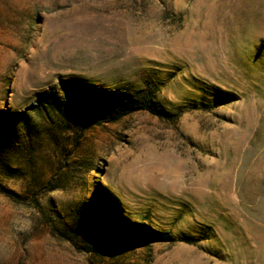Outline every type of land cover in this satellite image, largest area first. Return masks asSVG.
<instances>
[{"label":"rangeland","instance_id":"1","mask_svg":"<svg viewBox=\"0 0 264 264\" xmlns=\"http://www.w3.org/2000/svg\"><path fill=\"white\" fill-rule=\"evenodd\" d=\"M0 264H264V0H0Z\"/></svg>","mask_w":264,"mask_h":264},{"label":"trees","instance_id":"2","mask_svg":"<svg viewBox=\"0 0 264 264\" xmlns=\"http://www.w3.org/2000/svg\"><path fill=\"white\" fill-rule=\"evenodd\" d=\"M5 193L14 202H16V203H24V202H22L23 198L19 194L15 193V192H12V191H9V190H7ZM34 201H35L36 207H40L39 201L37 199H35ZM144 235H145L144 232H142L140 230H137V237H138L137 239H138V241H141V239L144 237ZM138 244H142V242H138Z\"/></svg>","mask_w":264,"mask_h":264}]
</instances>
